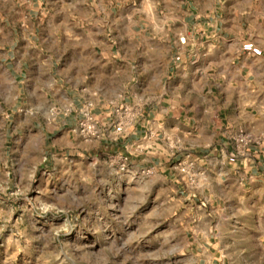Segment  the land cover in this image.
<instances>
[{
    "label": "rangeland",
    "instance_id": "rangeland-1",
    "mask_svg": "<svg viewBox=\"0 0 264 264\" xmlns=\"http://www.w3.org/2000/svg\"><path fill=\"white\" fill-rule=\"evenodd\" d=\"M35 1L37 10L25 3L0 7V264H264L263 218L241 224L225 214L218 225L222 204L213 194L181 184V195L150 167L128 172L127 158L112 152L60 150L65 139L44 124L58 107L51 82L35 79L34 68L25 78L13 61L28 50L35 58L29 43L38 39V26L47 30L50 14L70 10H55L58 0L40 10L44 0ZM78 2L85 24L100 17L114 32L111 23L118 21L122 50L142 29L162 41L173 35L180 52L182 42L191 48L219 34L232 41L257 26L255 20L264 22V0ZM46 72L56 74L55 68ZM193 170L197 175L194 164Z\"/></svg>",
    "mask_w": 264,
    "mask_h": 264
},
{
    "label": "crops",
    "instance_id": "crops-1",
    "mask_svg": "<svg viewBox=\"0 0 264 264\" xmlns=\"http://www.w3.org/2000/svg\"><path fill=\"white\" fill-rule=\"evenodd\" d=\"M48 1L40 10H50ZM21 3L28 10L38 8L35 0H0V7L15 10ZM78 4V0H58L55 10L70 11L50 14L54 19L48 21L52 25L47 30L38 26V39L28 42L36 49L35 58L29 59L28 50L13 61L16 72L19 67L20 74L25 70V78L34 68L35 79L51 82L58 96L52 104L58 107L51 124H44L68 142L63 141L60 150L73 145L77 155L101 149L106 155L115 153L118 160L124 156L128 172L150 167L181 195V184L194 189L184 184L175 165L179 159L190 160L198 170L195 189L213 194L222 204L218 225L225 223V214L241 224L246 217L260 224L259 218L264 219V22L255 20L257 26L246 27L232 41L219 34L213 37L216 41H197L191 48L182 42L180 52L172 34L162 41L142 29L122 50L117 43L118 21L111 23L114 32L100 17L85 24ZM235 21L239 25V18ZM121 51L128 55L124 60L117 59ZM49 67L56 74H48ZM60 78L63 83L56 84ZM86 102L91 104L98 133L92 140L70 131ZM119 119L123 127L115 132ZM240 129L252 138L244 148L233 140Z\"/></svg>",
    "mask_w": 264,
    "mask_h": 264
},
{
    "label": "built area",
    "instance_id": "built-area-1",
    "mask_svg": "<svg viewBox=\"0 0 264 264\" xmlns=\"http://www.w3.org/2000/svg\"><path fill=\"white\" fill-rule=\"evenodd\" d=\"M81 118L79 121L71 127L70 131L80 136L84 140H92L97 138L98 133L95 126V121L91 111V104L86 102L80 108ZM123 122L121 119L117 120L114 131L121 132ZM234 142L238 147L244 148L252 142L251 136H249L244 130H238L233 136ZM126 160V158H124ZM125 166V165H122ZM178 172L182 175L185 184L195 186L197 182V175L193 170L192 161L182 160L175 165Z\"/></svg>",
    "mask_w": 264,
    "mask_h": 264
}]
</instances>
